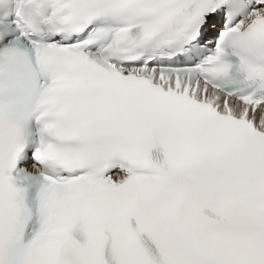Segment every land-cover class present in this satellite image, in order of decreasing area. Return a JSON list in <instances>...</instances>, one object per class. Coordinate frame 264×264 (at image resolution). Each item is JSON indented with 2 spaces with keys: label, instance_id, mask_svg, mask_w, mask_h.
Here are the masks:
<instances>
[{
  "label": "snow or ice",
  "instance_id": "6c2138e0",
  "mask_svg": "<svg viewBox=\"0 0 264 264\" xmlns=\"http://www.w3.org/2000/svg\"><path fill=\"white\" fill-rule=\"evenodd\" d=\"M0 264H264V0H0Z\"/></svg>",
  "mask_w": 264,
  "mask_h": 264
}]
</instances>
